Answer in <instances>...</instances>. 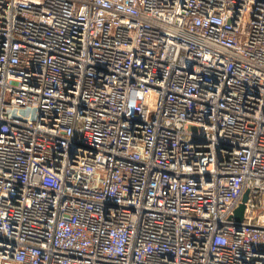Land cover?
Listing matches in <instances>:
<instances>
[{"label":"built area","instance_id":"1","mask_svg":"<svg viewBox=\"0 0 264 264\" xmlns=\"http://www.w3.org/2000/svg\"><path fill=\"white\" fill-rule=\"evenodd\" d=\"M0 264H264V0H0Z\"/></svg>","mask_w":264,"mask_h":264},{"label":"water","instance_id":"2","mask_svg":"<svg viewBox=\"0 0 264 264\" xmlns=\"http://www.w3.org/2000/svg\"><path fill=\"white\" fill-rule=\"evenodd\" d=\"M247 198H248V192H246V194L243 197L242 203L240 204V206L235 211L234 219L237 222H241L243 220V213H244V209H245L244 203L247 201Z\"/></svg>","mask_w":264,"mask_h":264},{"label":"rangeland","instance_id":"3","mask_svg":"<svg viewBox=\"0 0 264 264\" xmlns=\"http://www.w3.org/2000/svg\"><path fill=\"white\" fill-rule=\"evenodd\" d=\"M190 130L191 131H195L196 129L194 127H190Z\"/></svg>","mask_w":264,"mask_h":264}]
</instances>
